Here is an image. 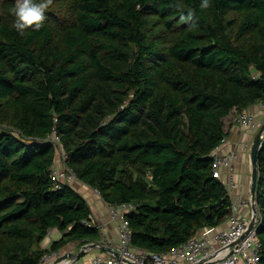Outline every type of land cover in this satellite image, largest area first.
Segmentation results:
<instances>
[{"label": "trees", "instance_id": "obj_1", "mask_svg": "<svg viewBox=\"0 0 264 264\" xmlns=\"http://www.w3.org/2000/svg\"><path fill=\"white\" fill-rule=\"evenodd\" d=\"M180 4V9L172 5ZM53 0L42 27H14L0 0V264L101 240L87 199L50 177L66 165L108 205L135 203L132 245L169 253L228 221L210 154L225 119L264 101V0ZM195 12L196 29L180 15ZM57 119V122H55ZM258 211L264 264V148ZM62 237L47 248L51 230Z\"/></svg>", "mask_w": 264, "mask_h": 264}, {"label": "built area", "instance_id": "obj_2", "mask_svg": "<svg viewBox=\"0 0 264 264\" xmlns=\"http://www.w3.org/2000/svg\"><path fill=\"white\" fill-rule=\"evenodd\" d=\"M253 106L244 111L234 110L228 117L232 125L245 132L258 133L264 124L262 125V122L258 120ZM257 107L264 113V101L258 102ZM49 138L57 148V158L50 170L54 186L56 189H61L65 185L72 186L77 176L66 165L67 156L56 129ZM262 138L264 139V130ZM228 142L229 139L225 136L214 148L210 158L213 161V176L223 183L231 196L232 189L236 187L235 163L238 159V152L226 151L225 147ZM245 147L250 151L252 143H247ZM224 171L227 172V181L223 179ZM94 191L101 196L98 190L94 189ZM253 203L252 196L234 200L226 228H203L169 253H147L132 245L133 232L127 215L137 208L135 203L109 205L110 215L116 223L120 239L119 247L115 250L127 261L111 254L109 257L94 256L87 264H261L262 243L257 237L258 228L261 227V214L259 211L256 214L253 211L250 216L239 214L241 208H253ZM253 219L255 220L254 229L247 234ZM84 223L88 227L100 229L93 218L91 221L85 220ZM53 230L48 236L52 235ZM63 254V251L47 253L39 264H78V260L72 258L61 260Z\"/></svg>", "mask_w": 264, "mask_h": 264}, {"label": "crops", "instance_id": "obj_3", "mask_svg": "<svg viewBox=\"0 0 264 264\" xmlns=\"http://www.w3.org/2000/svg\"><path fill=\"white\" fill-rule=\"evenodd\" d=\"M253 110L257 113L258 120L264 124V113L257 107V104L254 105ZM228 118L225 119V121ZM225 130L227 133V137L229 142L225 147L226 151L235 150L238 152V159L235 163V181L236 187L232 189L231 198L232 201L237 200L238 198H248L251 196V177H252V165H251V150L247 149L245 145L247 143H253V140L257 133H250L242 131L241 129L237 128L236 126H232L231 128H227L225 126ZM223 179L228 180L227 172L224 171ZM74 187L83 195L92 210V218L100 227L101 231V240L105 243V247H112L114 249H118L120 244L119 235L116 228L115 221L112 220L110 215L109 205L103 200V198L96 194L93 188L89 187L88 185L82 183L80 180H76L73 183ZM258 209V208H257ZM253 212V208L251 207H244L241 208L239 214L242 216H250ZM228 222L226 221L223 223L220 228H226ZM52 234H59L62 233L58 230H53ZM62 237V236H61ZM53 240L51 236H48L43 243L41 244L42 247H49L50 243ZM84 245L78 246L77 244H73L71 247L67 248L63 251L65 254L71 255H78L82 247ZM104 256L109 257L111 253H108L106 249H93L87 252L83 257L78 260V264H87L94 256ZM71 258V257H70ZM68 258V259H70ZM60 260V259H59ZM58 260V261H59ZM186 264V263H183Z\"/></svg>", "mask_w": 264, "mask_h": 264}, {"label": "clouds", "instance_id": "obj_4", "mask_svg": "<svg viewBox=\"0 0 264 264\" xmlns=\"http://www.w3.org/2000/svg\"><path fill=\"white\" fill-rule=\"evenodd\" d=\"M53 4V0H15V5L11 9L14 16L13 27L23 34L25 29L33 28L38 31L45 20L46 10ZM176 9H180V4L172 5ZM211 7L210 0H201L200 9L206 10ZM180 20L189 25L190 29H196L198 25L195 22V12L188 11L185 15L181 12Z\"/></svg>", "mask_w": 264, "mask_h": 264}, {"label": "water", "instance_id": "obj_5", "mask_svg": "<svg viewBox=\"0 0 264 264\" xmlns=\"http://www.w3.org/2000/svg\"><path fill=\"white\" fill-rule=\"evenodd\" d=\"M264 130V126L261 128V130L256 134L252 147H251V165H252V177H251V196L253 200V211L254 213H258V201H257V195H258V187H259V180H260V173H259V154L260 151L264 148V139L262 138V131ZM255 226V220L253 219L249 225L247 234L254 229ZM260 228V227H259ZM258 228V230H259ZM106 249L108 253L113 254L116 258L122 259L124 261H127L125 258L121 257L120 253L115 250L112 247H105V243L102 241L95 242V243H89L85 244L82 247L81 252L74 256L71 254H66L62 258H68L71 257L73 260H79L81 257H83L87 252L93 250V249Z\"/></svg>", "mask_w": 264, "mask_h": 264}, {"label": "rangeland", "instance_id": "obj_6", "mask_svg": "<svg viewBox=\"0 0 264 264\" xmlns=\"http://www.w3.org/2000/svg\"><path fill=\"white\" fill-rule=\"evenodd\" d=\"M15 1V0H14ZM51 8H54L55 9V7L52 5L51 6ZM225 126H227V128L229 127V128H231L233 125H232V123H231V120L230 119H227L226 121H225ZM61 236H62V234L61 235H59V234H52L51 235V239L53 240V241H57V240H59L60 238H61ZM43 249L44 248H46V247H42ZM68 254V253H67ZM66 255V254H65ZM63 256H64V254H63ZM62 256V257H63ZM61 257V260H64V259H68V258H70V257H68V258H62Z\"/></svg>", "mask_w": 264, "mask_h": 264}]
</instances>
